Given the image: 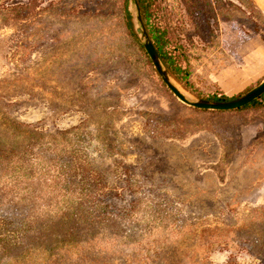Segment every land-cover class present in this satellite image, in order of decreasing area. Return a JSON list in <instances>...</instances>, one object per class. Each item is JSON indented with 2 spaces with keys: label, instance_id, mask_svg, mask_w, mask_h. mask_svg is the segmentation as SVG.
I'll return each mask as SVG.
<instances>
[{
  "label": "rangeland",
  "instance_id": "374dc122",
  "mask_svg": "<svg viewBox=\"0 0 264 264\" xmlns=\"http://www.w3.org/2000/svg\"><path fill=\"white\" fill-rule=\"evenodd\" d=\"M38 1L54 3L43 12L51 23L44 39L33 19L10 16L31 0H0V93L3 80L18 85L0 102V118L16 124L0 129V150H12V166L21 167L14 174L0 162V224L18 229L30 211L74 189L109 213L92 229L104 237L83 244L91 264H264L254 224L264 218L263 116L189 111L124 32L121 0ZM125 2L136 29L135 4ZM241 6L212 23L216 44L193 60L196 89L231 96L264 80V0ZM152 115L164 123L155 132ZM182 120L188 132H174ZM124 214L132 217L118 220Z\"/></svg>",
  "mask_w": 264,
  "mask_h": 264
},
{
  "label": "trees",
  "instance_id": "16d2710c",
  "mask_svg": "<svg viewBox=\"0 0 264 264\" xmlns=\"http://www.w3.org/2000/svg\"><path fill=\"white\" fill-rule=\"evenodd\" d=\"M252 1L254 0H138V4L141 8L147 32L170 75L201 98L228 101L247 93L253 87L231 96L221 88L211 91L198 90L194 87L195 83L192 79L193 60L200 59L201 61L204 56L210 54V48L216 44L214 33L217 30L212 26V23L217 24L218 15L222 16L221 12L224 10L227 12L229 8L240 9L243 3ZM53 4L50 3L48 6L43 7L38 0H31L27 5L13 6L8 10L12 19L16 21L21 19L32 21L31 19H33L30 22V28L34 27L38 32L40 29L41 38L44 39L47 38L49 33V29L46 31V26L49 28L51 23L48 21L49 18L43 15V12L49 10ZM3 6H0V8ZM40 6L41 10L38 11ZM121 6L124 32L152 65V61L136 32L132 13L125 0H121ZM232 26L235 27L236 25L233 23ZM41 29L45 33H42ZM72 33V30L67 33L64 31L61 36L65 38L66 34L69 36ZM36 46L37 41H34L29 45L26 44L24 50L25 52H30ZM3 81L5 89L0 93V102L8 100L5 95L13 92L18 87V85H14L8 88L9 81ZM186 108L199 116L203 114L255 111L259 112L264 118V94L251 103L237 109L211 111L192 107ZM4 120L5 117L0 118L2 122L0 129L5 124L11 125L9 129L15 128L12 125L16 124L11 122V120L5 122ZM151 123H154V127H151ZM163 124L152 115L147 129L149 128V130L155 132ZM179 124L180 126L174 129V132H188L190 121L182 120ZM37 135H40V133ZM61 136L63 139H70V135L67 132L61 133ZM4 142V137L0 134V146H3ZM2 152L0 150V162L3 165H9L13 169L14 174L21 170V167L12 166L14 161L9 159L14 154L12 150H8L6 156H3ZM28 160L33 161L32 159ZM30 167L33 172L41 175L40 170L36 168V161ZM97 204L95 198L87 191L63 190L59 198L46 209L38 208L30 211L23 218L18 229L10 228V223L7 222L0 224V263L37 264L36 261H39V264H91L83 244L102 239L105 233L95 232L92 229L95 225L105 222L109 218V213L100 214L95 210ZM162 206H164L162 203L157 204V207ZM131 211L132 214L136 212L135 209ZM248 216L250 217V215ZM131 217L130 214L118 215V220L125 222ZM254 224L258 229V237L264 235V231L259 230L264 228V218L259 219ZM245 229L242 230L243 234L246 238L251 239L252 230ZM127 237L126 235L124 236V238ZM123 241L122 238L118 239L120 244L128 245ZM52 242H55L56 246L49 248L47 243ZM145 256L147 257L146 260H148L149 256H147V253ZM136 262L137 258L133 260V264Z\"/></svg>",
  "mask_w": 264,
  "mask_h": 264
},
{
  "label": "water",
  "instance_id": "95a60500",
  "mask_svg": "<svg viewBox=\"0 0 264 264\" xmlns=\"http://www.w3.org/2000/svg\"><path fill=\"white\" fill-rule=\"evenodd\" d=\"M136 7V31L140 35L144 46L156 68L160 76L162 77L163 81L166 83L168 88L174 93V95L180 99L185 104L199 108V109H207V110H217V111H225L231 109H237L243 107L255 99L259 98L261 95L264 94V80L255 88L251 89L247 93L228 100V101H214L209 99L203 98H189L187 97L178 87V85L173 80L172 76L170 75L167 68L164 66L146 28L142 19L141 9L138 4V0H132Z\"/></svg>",
  "mask_w": 264,
  "mask_h": 264
}]
</instances>
